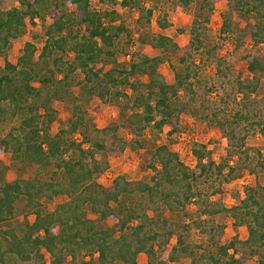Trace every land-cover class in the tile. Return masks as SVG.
Listing matches in <instances>:
<instances>
[{
    "label": "trees",
    "instance_id": "1",
    "mask_svg": "<svg viewBox=\"0 0 264 264\" xmlns=\"http://www.w3.org/2000/svg\"><path fill=\"white\" fill-rule=\"evenodd\" d=\"M16 1L0 11V264H139L142 256L143 264H264V187H245L230 208L219 201L224 185L246 174L264 178L262 149L247 145L249 138L264 137V0H99L101 9L90 0ZM220 1L227 11L218 35L234 39L236 50L249 43L248 75L223 86L212 108L213 85L207 86L205 63L195 62L193 53L215 57V76L232 71L214 54L219 42L208 40L207 25ZM169 4L193 9L182 48L150 31L155 13L160 30L170 27ZM124 9L137 15V44L149 46V53L130 50ZM35 20L44 35L39 52L27 39L14 64L5 60L11 41ZM179 52L170 65L174 81L167 83L160 68ZM93 96L101 103L88 112ZM102 107L116 117L99 129L92 113ZM182 114L221 134L223 159L215 162L195 145L191 169L158 143L165 127H171L169 135L177 131ZM119 128L130 138L119 137ZM125 149L147 150L151 175H120L101 185L97 179L109 159ZM3 155L17 166L13 180L6 178ZM225 217L236 230L245 227V239L224 235Z\"/></svg>",
    "mask_w": 264,
    "mask_h": 264
},
{
    "label": "rangeland",
    "instance_id": "2",
    "mask_svg": "<svg viewBox=\"0 0 264 264\" xmlns=\"http://www.w3.org/2000/svg\"><path fill=\"white\" fill-rule=\"evenodd\" d=\"M93 7L101 9L102 6L99 0H90ZM146 5H149L148 0H144ZM169 3V1H168ZM167 3V4H168ZM12 6H18L16 0H0V11L9 9ZM168 12L170 27L165 30H160L156 24L155 20L158 14L155 13L151 18L150 31L153 33H160L167 37L172 38L177 42L180 48L185 44L186 36L189 35V25L192 20L193 9L183 10L176 5H166L164 8ZM227 11V3L225 1H220L215 4L214 10L210 17L208 28V40L212 41L214 44L219 42L218 49L215 51L216 58L224 60V63L232 68V71L223 77L215 76V69L213 64L214 59L211 58L206 53H193L195 62L202 60L205 63L201 71L202 75L206 78L207 86L213 85L211 90L209 101H213L214 104L211 105L212 108H216L218 105V97L224 94L223 89H228V82H233L236 76L239 78H244L248 75L245 67L244 56L249 50V43L246 41L241 49H234V39L226 37L220 38L218 35V30L222 25L221 15ZM121 18L125 26L131 30V40L133 45L130 50L135 49L140 50L142 53H149L151 51L150 47L147 45L139 46L137 44L138 32L136 31L137 24L135 22L136 14L134 11L129 9H124L120 11ZM49 23V20L46 21ZM241 27L245 26L242 21L239 23ZM27 39H31L37 48V53L42 47L44 41L43 29L41 27L40 21L35 20L34 23H27L25 33L19 36L17 39L11 41V46L9 47L6 58L10 63H15L22 53V48ZM211 44V43H210ZM182 55L181 52L177 54L169 55L168 59L165 60L160 68V73L167 83H172L174 81L173 71L170 65H176L178 58ZM201 62V61H200ZM4 63V59L0 57V64ZM99 67V66H97ZM107 70V67L105 68ZM264 82V80H263ZM230 87V86H229ZM76 91V90H75ZM198 93L201 96L203 94V89H198ZM261 100L264 98L261 94ZM260 99V98H259ZM101 99L97 96H93L92 99L86 105L88 112L95 110L97 105H100ZM109 107H102L101 111L92 113V120L95 126L99 129L104 128L112 123L116 117V113L111 111ZM207 114V113H206ZM62 116V113H60ZM116 123L119 125L118 120ZM171 127H165L163 132L159 135L158 143L165 144L168 148L179 155L180 160L183 164L189 168H194L196 160L191 153L193 146L205 147L210 156L215 162H219L226 156V140L221 136V134L214 129L211 125L200 126L199 122L186 114L180 115L177 122V131L168 134ZM117 135L124 139H129L130 134L127 133L123 128H119ZM145 138L147 140L151 139L150 133H145ZM247 145L250 147H257L262 149L264 155V137L256 135L255 137L249 138L247 140ZM1 160L4 164L9 165L10 159L8 155H3ZM149 162V152L147 150H137L130 151L125 149L116 157L109 159L108 169L101 174L97 181L103 186H109L112 180L120 175L125 176L129 180H139L145 176H150L151 171H149L146 166ZM9 170L6 173L7 180H13L17 176L16 167L8 166ZM256 183L261 184L264 187V178L261 173L246 174L231 183L223 186V193L219 196V201L227 208H230L238 204L239 199L244 197V188L247 186L255 185ZM52 207V205H50ZM29 221H33V216H28ZM222 230L227 238H231L234 235H238L240 239H245L247 236L245 227H239L237 230L233 227V220L229 217H225L222 220ZM175 239L170 241L169 247L172 246ZM46 260L49 261V257L46 256ZM145 258L142 256L139 259V264H143ZM182 264H188L185 260ZM245 264H254V261H247Z\"/></svg>",
    "mask_w": 264,
    "mask_h": 264
}]
</instances>
